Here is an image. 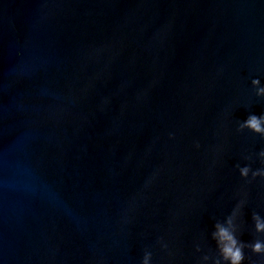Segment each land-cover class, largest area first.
Masks as SVG:
<instances>
[{"label": "water", "instance_id": "1", "mask_svg": "<svg viewBox=\"0 0 264 264\" xmlns=\"http://www.w3.org/2000/svg\"><path fill=\"white\" fill-rule=\"evenodd\" d=\"M254 78L264 0H0V264H200L241 199L257 238Z\"/></svg>", "mask_w": 264, "mask_h": 264}, {"label": "clouds", "instance_id": "2", "mask_svg": "<svg viewBox=\"0 0 264 264\" xmlns=\"http://www.w3.org/2000/svg\"><path fill=\"white\" fill-rule=\"evenodd\" d=\"M251 83L256 90V96L264 97V86H261L260 80L254 78ZM244 129L264 136V113L259 115L250 113L238 126L239 131ZM196 146L199 147V144ZM257 157L264 164V150L257 153ZM245 159L251 160L252 158L249 156L245 157ZM235 167L239 170L240 177L246 181L249 178L252 180L257 178L264 179V167L253 169L250 163L244 166L237 163ZM246 202V199H241L223 222L217 221L215 223L214 231L211 235L212 239L216 241L217 255L215 257H210L207 254L203 255L200 264H209V262L210 264H245V261H250V257L246 255V249L250 250L252 254L264 257V238H260L264 236V216H261L258 212H253L252 214V225L254 232L258 234L257 238L245 242L239 239L237 235L240 229L239 221ZM162 246L167 247L163 243ZM196 251H201L199 244L196 245ZM140 264H153L152 251L145 249Z\"/></svg>", "mask_w": 264, "mask_h": 264}]
</instances>
